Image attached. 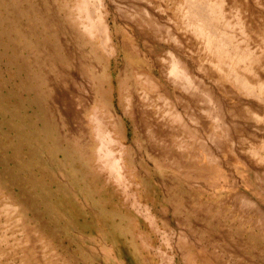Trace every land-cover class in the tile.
<instances>
[{"label": "rangeland", "instance_id": "obj_1", "mask_svg": "<svg viewBox=\"0 0 264 264\" xmlns=\"http://www.w3.org/2000/svg\"><path fill=\"white\" fill-rule=\"evenodd\" d=\"M191 7L264 76V0H0V264H264V221L149 212L172 185L149 93L195 48Z\"/></svg>", "mask_w": 264, "mask_h": 264}, {"label": "crops", "instance_id": "obj_2", "mask_svg": "<svg viewBox=\"0 0 264 264\" xmlns=\"http://www.w3.org/2000/svg\"><path fill=\"white\" fill-rule=\"evenodd\" d=\"M191 9L195 48L176 53L175 67L163 74L160 89L149 93V105L158 109L159 123L166 125L165 132H158L162 149L152 150L155 167L150 168L165 172V179L172 182L153 190L160 200L157 206L147 203L149 212L166 228L172 226L171 220L175 230L190 228L187 235L194 229L198 205L211 210L222 205L228 220L249 216L248 221L259 220L262 225L264 76L258 63L249 68L246 54L233 51L226 37L215 34L208 16L203 19L195 9L194 18ZM149 139L158 140L152 134ZM173 185L175 191H170Z\"/></svg>", "mask_w": 264, "mask_h": 264}, {"label": "bare ground", "instance_id": "obj_3", "mask_svg": "<svg viewBox=\"0 0 264 264\" xmlns=\"http://www.w3.org/2000/svg\"><path fill=\"white\" fill-rule=\"evenodd\" d=\"M66 216V215H65ZM129 223V222H128ZM131 228V227H130Z\"/></svg>", "mask_w": 264, "mask_h": 264}]
</instances>
